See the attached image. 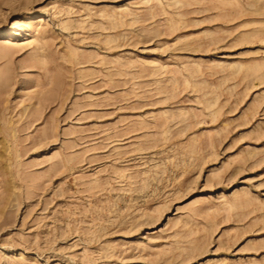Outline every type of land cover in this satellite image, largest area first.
I'll list each match as a JSON object with an SVG mask.
<instances>
[{"label": "rangeland", "instance_id": "rangeland-1", "mask_svg": "<svg viewBox=\"0 0 264 264\" xmlns=\"http://www.w3.org/2000/svg\"><path fill=\"white\" fill-rule=\"evenodd\" d=\"M0 264H264V0H0Z\"/></svg>", "mask_w": 264, "mask_h": 264}, {"label": "bare ground", "instance_id": "bare-ground-1", "mask_svg": "<svg viewBox=\"0 0 264 264\" xmlns=\"http://www.w3.org/2000/svg\"><path fill=\"white\" fill-rule=\"evenodd\" d=\"M15 26V25H14Z\"/></svg>", "mask_w": 264, "mask_h": 264}]
</instances>
